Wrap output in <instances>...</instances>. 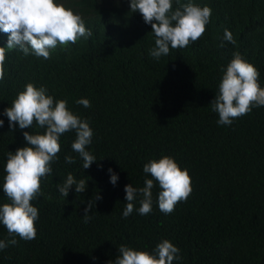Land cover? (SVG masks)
<instances>
[{
	"label": "trees",
	"instance_id": "1",
	"mask_svg": "<svg viewBox=\"0 0 264 264\" xmlns=\"http://www.w3.org/2000/svg\"><path fill=\"white\" fill-rule=\"evenodd\" d=\"M80 14L93 35L67 47L57 45L50 59L27 56L17 47L8 50L5 76L0 81V206L11 203L3 192L9 151L28 146L23 132H13L4 115L28 83L43 86L55 100L87 119L94 130L86 150L96 162L83 168L72 149L75 131L61 136V151L42 179L41 192L32 201L38 208L37 236L0 250V264H109L121 245L152 252L163 240L180 250L173 264H264V106L239 117L230 126L219 125L212 111L226 70L239 52L260 73L264 88V0H193L211 8V22L196 42L170 49L159 60L149 56L155 36L130 0H57ZM189 0H173V10ZM232 32L235 44L224 40ZM9 34L0 31V47ZM223 45V47L221 46ZM88 99L91 107L77 104ZM72 156L76 163L65 162ZM168 156L192 181L190 196L165 215L158 207V182L153 206L140 215L135 209L123 217L126 185L145 186L152 179L143 171L152 160ZM108 169L118 176L114 186ZM71 173L88 181L84 193L75 188L63 197L57 185ZM99 193L84 223L87 202ZM11 239L0 223V240Z\"/></svg>",
	"mask_w": 264,
	"mask_h": 264
},
{
	"label": "clouds",
	"instance_id": "2",
	"mask_svg": "<svg viewBox=\"0 0 264 264\" xmlns=\"http://www.w3.org/2000/svg\"><path fill=\"white\" fill-rule=\"evenodd\" d=\"M176 2L179 3V0ZM130 8L132 13H140L144 22L151 26L155 47L149 50V56L156 60L168 56L170 49H183L198 41L206 32L212 15L211 8L201 7L193 0L175 10L173 0H130ZM0 31L9 34L7 47H0V81L5 76L8 50L18 47L25 56L34 54L47 60L50 59V50L58 44L67 47L69 43L75 44L80 38L87 39L93 35L80 14L57 0H0ZM224 40L235 44L233 34L228 29L224 31ZM222 72V80L211 108L219 115V125L230 126L235 119L251 113L253 107L264 106V88L258 82V69L239 52L233 54V59ZM76 103L85 108L91 107L88 99L82 98ZM4 115L8 117L13 132L17 124L23 130L33 128L34 123L45 131L43 134L23 132L28 146L8 153L3 192L11 203L0 206V223L6 227L11 239L0 240V250L17 245V236L25 241L36 238L39 211L32 201L43 195L42 179L53 172L51 164L58 159L63 134L75 131L72 149L79 154L85 170L97 163L96 157L86 150L94 136L89 120L75 115L68 108L67 100L57 101L48 95L45 87L37 88L33 83H28L11 106L5 109ZM3 124L4 121L0 120V127ZM65 162L76 163L72 156H66ZM143 171L152 179H145L142 188L131 184L125 186L127 203L123 211L124 218L133 213L138 196L142 197L137 210L139 214L143 216L151 213L154 181L158 182L161 189L157 203L165 215L171 214L176 205L186 201L193 191L188 170H181L171 157L152 160L144 165ZM108 172L110 182L115 186L119 176L112 169H108ZM73 187L77 194L84 193L88 181L77 180L69 173L63 183L57 185L59 193L65 198ZM100 199L102 196L96 193L87 202L84 223L93 218L90 213ZM119 253L114 264H173L174 260L181 259L179 248L168 240L160 242L151 253L125 245L119 247ZM109 264L113 262L109 261Z\"/></svg>",
	"mask_w": 264,
	"mask_h": 264
}]
</instances>
